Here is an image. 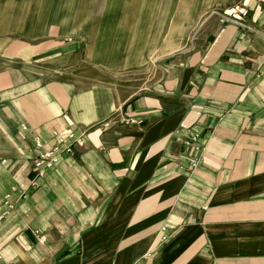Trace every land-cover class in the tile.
Here are the masks:
<instances>
[{"label":"crops","instance_id":"1","mask_svg":"<svg viewBox=\"0 0 264 264\" xmlns=\"http://www.w3.org/2000/svg\"><path fill=\"white\" fill-rule=\"evenodd\" d=\"M234 3L0 0V197L32 176L22 124L81 137L0 264H264V0Z\"/></svg>","mask_w":264,"mask_h":264},{"label":"built area","instance_id":"2","mask_svg":"<svg viewBox=\"0 0 264 264\" xmlns=\"http://www.w3.org/2000/svg\"><path fill=\"white\" fill-rule=\"evenodd\" d=\"M141 122V120L131 118L124 120L126 124H139ZM21 130L23 132L22 138L25 139L29 134L33 143L32 176L27 180L16 183L0 197V220L13 211L17 200L26 199L32 191L36 190L40 185V179L45 176L47 170L56 165L63 154H72L74 145L81 141V137L75 135L71 129L56 131L54 133L56 139L52 144H45L25 124L21 125ZM198 139V133H191L183 140V143L194 151V155L188 160V166L191 169L197 166V155L202 151Z\"/></svg>","mask_w":264,"mask_h":264},{"label":"rangeland","instance_id":"3","mask_svg":"<svg viewBox=\"0 0 264 264\" xmlns=\"http://www.w3.org/2000/svg\"><path fill=\"white\" fill-rule=\"evenodd\" d=\"M229 2L230 4H235L234 1L236 2V0H210V3H208V0H196V3L198 6H203L205 5V7L208 8H204V9H197V14L199 19H204L206 16H208V13L211 11V9L209 8V6H211L212 10L213 9H218L221 4ZM218 11V10H216Z\"/></svg>","mask_w":264,"mask_h":264}]
</instances>
